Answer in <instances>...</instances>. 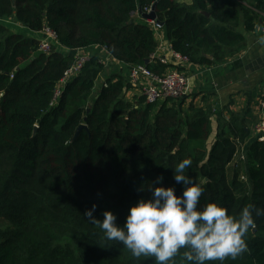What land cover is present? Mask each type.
Listing matches in <instances>:
<instances>
[{"label":"trees","instance_id":"trees-1","mask_svg":"<svg viewBox=\"0 0 264 264\" xmlns=\"http://www.w3.org/2000/svg\"><path fill=\"white\" fill-rule=\"evenodd\" d=\"M154 3L170 48L204 66L222 64L243 40L232 28L240 10L247 28L264 12V0H0V19L30 31L47 25L67 49L100 45L118 61L162 74L174 66L151 59L154 29L138 19ZM7 26L0 22V264H157L108 241L83 213L94 203L98 219L110 209L122 223L157 175L165 186L175 183L183 158L192 160L186 174L203 185L201 205L215 200L232 214L249 202L264 207V142L246 144V182L238 169L228 176L244 136L237 114L225 107V118L221 109L214 113L185 96L159 103L141 95L127 99L126 80L107 73L95 56L51 104L74 54L56 45L41 52L37 38ZM212 113L218 125L208 147ZM245 240L235 259L209 264H264V216ZM182 252L174 264H181Z\"/></svg>","mask_w":264,"mask_h":264},{"label":"clouds","instance_id":"clouds-1","mask_svg":"<svg viewBox=\"0 0 264 264\" xmlns=\"http://www.w3.org/2000/svg\"><path fill=\"white\" fill-rule=\"evenodd\" d=\"M191 164V158H183L175 165L174 184L165 186L163 176L157 175L150 186H143L141 191L149 194L129 205L122 223L110 209L103 210L98 219L93 215L94 203L83 215L99 225L108 241L122 244L136 258L153 257L157 264H174L183 249L181 264L235 259L246 250L245 237L256 226V218L264 216V207L249 202L232 214L215 200L201 205L203 185L186 174Z\"/></svg>","mask_w":264,"mask_h":264},{"label":"crops","instance_id":"crops-1","mask_svg":"<svg viewBox=\"0 0 264 264\" xmlns=\"http://www.w3.org/2000/svg\"><path fill=\"white\" fill-rule=\"evenodd\" d=\"M189 2L190 0H180ZM260 13L254 17L252 27L247 28L245 14L239 11L238 23L232 27L242 34L243 40L232 47L234 50L227 56L222 64L214 66H204L198 64L178 65L189 77V92L186 102L192 101L196 106L214 107L222 110L225 118L229 116V111L238 115L237 125L241 126L244 136L239 139L236 152L230 162L229 169H238L239 172L247 174V164L245 161V147L247 142L255 138L254 124L258 119L257 101L264 100V35L260 33V26L264 17ZM251 14V12H249ZM142 23L151 25V22L144 19L141 15L138 17ZM10 30L16 33L34 36V33L17 24H9ZM155 40L157 42L154 53L160 55L168 53L169 41L162 28L154 30ZM56 50L62 53L75 54L78 51L86 53L89 57L95 56L106 67L110 75L122 76L127 86L125 88V97L132 99L140 95L139 86L130 84L127 77L128 64L118 61L109 55L103 46L90 45L76 50L67 49L61 45H56ZM169 55V54H167ZM174 66L172 63L169 64ZM103 76L97 80V88L102 82ZM142 79L139 83L143 84ZM213 114V113H212ZM216 114L211 117L210 133L205 141L208 146L214 141L217 131Z\"/></svg>","mask_w":264,"mask_h":264},{"label":"built area","instance_id":"built-area-1","mask_svg":"<svg viewBox=\"0 0 264 264\" xmlns=\"http://www.w3.org/2000/svg\"><path fill=\"white\" fill-rule=\"evenodd\" d=\"M148 9L146 12H149ZM264 16V13L262 14ZM264 19V17H263ZM1 23L17 24L9 19H0ZM154 30L161 28V26L155 21H150ZM21 26V25H20ZM34 33V37L38 40V50L44 53H49L52 46L58 45L55 32L47 25H44L42 29L38 31H31ZM260 33L264 35V20L260 26ZM105 49V48H104ZM106 50V49H105ZM169 54V55H167ZM89 56L86 53L78 51L74 54V60L72 64L65 70L62 77L58 81L57 87L54 90V97L51 104L55 103L60 95V92L69 80L75 77L85 64ZM152 60H158L160 63L169 65L173 64L174 67L167 69L164 73L158 74L149 69L145 64H133L128 66V81L130 84L139 86L140 95L144 97L146 103H159L167 98L179 99L187 95L189 92V77L188 75L178 69V65L189 64V60L186 56L180 55L174 52L170 47L168 53L151 55ZM144 80L143 84H140L141 80ZM258 119L254 124L255 139L264 142V100L257 101ZM213 112L216 110L212 107Z\"/></svg>","mask_w":264,"mask_h":264},{"label":"water","instance_id":"water-1","mask_svg":"<svg viewBox=\"0 0 264 264\" xmlns=\"http://www.w3.org/2000/svg\"><path fill=\"white\" fill-rule=\"evenodd\" d=\"M154 8H155V3L151 6V9H150L149 12H143V13H141V16H142L144 19H146L147 21H149V22L155 20L160 26H162L163 23L156 19ZM207 15H208V14H207ZM128 22H131V20H128ZM148 61H149L148 59L145 60V63H147ZM87 110H88V108H87ZM82 127H85V126L81 124V125L77 128V131H78L80 128H82ZM77 131H76V132H77Z\"/></svg>","mask_w":264,"mask_h":264},{"label":"rangeland","instance_id":"rangeland-1","mask_svg":"<svg viewBox=\"0 0 264 264\" xmlns=\"http://www.w3.org/2000/svg\"><path fill=\"white\" fill-rule=\"evenodd\" d=\"M21 34V33H20ZM211 126V125H210ZM230 174H231V172H230V170H228V176H230ZM240 179L241 180H243L244 182H246L248 179H247V174H243V173H241L240 172ZM249 185H250V183H248ZM248 185V186H249ZM4 228V226L2 225V223L0 222V229H3Z\"/></svg>","mask_w":264,"mask_h":264}]
</instances>
